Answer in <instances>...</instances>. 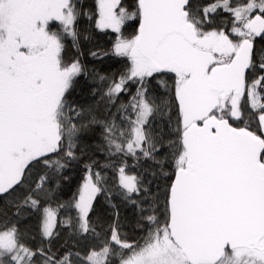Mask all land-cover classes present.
<instances>
[{
    "label": "snow or ice",
    "instance_id": "snow-or-ice-1",
    "mask_svg": "<svg viewBox=\"0 0 264 264\" xmlns=\"http://www.w3.org/2000/svg\"><path fill=\"white\" fill-rule=\"evenodd\" d=\"M0 264H264V0H0Z\"/></svg>",
    "mask_w": 264,
    "mask_h": 264
}]
</instances>
